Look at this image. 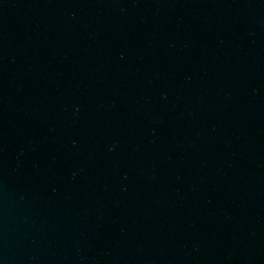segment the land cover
I'll return each mask as SVG.
<instances>
[{
  "label": "water",
  "instance_id": "1",
  "mask_svg": "<svg viewBox=\"0 0 264 264\" xmlns=\"http://www.w3.org/2000/svg\"><path fill=\"white\" fill-rule=\"evenodd\" d=\"M0 264H264V0H0Z\"/></svg>",
  "mask_w": 264,
  "mask_h": 264
}]
</instances>
